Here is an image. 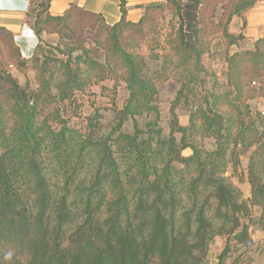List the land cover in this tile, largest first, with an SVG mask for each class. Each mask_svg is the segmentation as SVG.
Returning a JSON list of instances; mask_svg holds the SVG:
<instances>
[{
    "label": "trees",
    "instance_id": "1",
    "mask_svg": "<svg viewBox=\"0 0 264 264\" xmlns=\"http://www.w3.org/2000/svg\"><path fill=\"white\" fill-rule=\"evenodd\" d=\"M260 1L233 0L225 21L213 23L218 1L194 0L187 6L201 8L200 27L189 26L193 43L184 39L181 0L145 5L136 23L125 20L120 0L121 18L112 26L77 4L60 15L47 9L32 15L36 35L56 34L59 42L45 52L38 45L30 57L35 91L22 89L0 65V264H206L219 236L228 241L218 263L239 264L250 230L264 229V111L249 105L264 94V37L253 49L227 55L225 90L214 82L202 94L198 72L213 28L222 27L226 45L237 46L245 37L228 31L232 17L245 27L247 11ZM166 10L178 24L166 51L151 56L161 58L160 70L148 73L145 56L131 50L154 33ZM85 30L90 48L73 39ZM0 38L13 40L1 26ZM10 50L21 58L17 47ZM174 70L187 75L171 101L166 135L158 87ZM253 78H261L260 93L250 86ZM106 79L121 80L128 91L110 121L95 109L84 127L62 120L52 126L58 104ZM183 107L189 109L186 126L176 112ZM128 119L130 133L123 130ZM251 148L244 175L239 158ZM234 176L247 181V198ZM252 208L259 209L257 217Z\"/></svg>",
    "mask_w": 264,
    "mask_h": 264
},
{
    "label": "rangeland",
    "instance_id": "2",
    "mask_svg": "<svg viewBox=\"0 0 264 264\" xmlns=\"http://www.w3.org/2000/svg\"><path fill=\"white\" fill-rule=\"evenodd\" d=\"M181 1L183 3V14L185 17V27L183 31L184 39L188 43H193V37L189 26L195 25V27H200V23L198 22V13L200 11L201 5L193 4V6H195V10L193 11L190 9L192 6L187 5L193 3L194 0ZM217 1L218 3L215 8L214 16L211 18V22L213 23H217L219 20H222V22L225 21L226 6L229 8L233 0ZM143 7L144 6L140 7L141 14L143 13ZM224 9L225 12L222 11ZM192 14H197L196 18L189 19ZM154 24V33L146 36L139 47L131 50L134 53H139L145 56L147 61L146 71L148 73H154L160 70L161 58L155 60L151 56L155 54L162 55L166 51V38L168 37L169 33H174V30L178 24V18L173 17L170 11L166 10L163 17L158 18ZM237 28L238 27L236 26H228L229 31L235 29L238 30ZM212 31L215 32L208 36L206 43L207 51L201 56V70L198 72V87L200 88L202 94H205V92L209 91L212 88L214 82L220 86V90L226 89L227 55H230L234 51L241 49H253V43H248L244 40L238 42L237 46H227L225 39L222 37V27L213 28ZM33 32L34 35H36L34 30ZM44 35L51 34L42 33L40 36H36L37 38H42ZM171 37L173 36L171 35ZM73 39L81 46L86 48H90L94 45L92 42L91 33L88 30H85L82 33L77 32V34H74ZM41 41L42 44H39L41 45L40 47H42L40 51L45 52L48 49L47 45H58L59 38L58 35H56L54 40H52L50 36H44L43 40ZM67 41L68 40L66 38L63 39V43ZM10 44L17 47L14 38L13 40H6V42L0 38V65L2 69L12 75L22 89L28 92L35 91L37 88L36 69L34 64H32L31 58H24L21 54V58H17L16 56L13 57L10 50ZM17 49L19 50L18 47ZM18 52L20 53V50ZM76 53H80V50H76L73 54ZM98 55L99 60L103 61V57L101 56L102 53L100 52ZM22 59L27 63L20 65L18 62L22 61ZM165 74H167V72ZM186 75V70H174L168 73L166 80L159 84L157 105L160 110V127L166 135L169 133V107L171 101L176 95L177 90L180 87L179 81ZM252 81H254L255 84L253 85L251 82L250 86L260 93V85L262 84L261 78H253ZM127 97L128 91L126 89V85L121 80L113 81L106 79L100 82L95 81L89 87H87L83 93H77L71 101L58 104L57 109L59 111V117L58 119L56 118L51 120V124L54 128L58 127L60 124L59 120H62L71 126L84 127L85 118L95 109L100 110L104 116L103 121L107 123L113 117V110L121 109L124 102L127 100ZM249 105L252 111L262 113L264 111V94L259 95L253 100L249 101ZM176 112L179 123L182 126H186L188 124L189 109L183 107L177 109ZM145 120L146 118L144 116L137 118V122L140 126L145 122ZM123 130L128 133L132 132L133 121L131 119H128L125 122ZM176 137L178 138L179 135H176ZM206 143L209 149L212 148L211 141H206ZM252 151L253 148H251L249 152L239 158L241 170L244 175L246 174L249 156ZM187 152L188 151H185L184 153L187 154ZM228 172L230 173L231 170H228ZM232 181L241 189L243 198H247L249 196L250 188L245 178L242 182H240L237 180V177L234 176ZM258 214L259 209L252 208L253 217H257ZM227 241V238L224 236L216 237L212 241L209 247L206 264H219L218 256L223 250ZM261 242L264 241L256 238L253 239L249 233L247 249H245L248 252H245L244 256L239 261V264H264V245L262 246ZM248 247H250V249H248ZM223 264H227L226 260Z\"/></svg>",
    "mask_w": 264,
    "mask_h": 264
},
{
    "label": "crops",
    "instance_id": "3",
    "mask_svg": "<svg viewBox=\"0 0 264 264\" xmlns=\"http://www.w3.org/2000/svg\"><path fill=\"white\" fill-rule=\"evenodd\" d=\"M141 1V2H140ZM163 0H124L126 9L125 20L136 23L140 17V7L151 3L162 2ZM120 0H0V26L11 31L14 40L19 45L30 46L29 49H19L22 57L29 58L35 49L32 45L36 43L35 48L42 44L44 36H50L52 40L55 34L44 35L37 38L33 32L34 13L46 11L52 15H60L69 8L71 4H77L83 10L100 14L105 23L112 26L121 18ZM96 6V8H92ZM112 16L109 17L108 16ZM229 26H236L238 30L228 31L231 34L242 33L244 41L253 43L255 40L264 37V2H257L254 7L247 11L245 15V27H242V20L236 16L232 17ZM32 35V39L29 37ZM18 37V38H17ZM253 239L264 241V229H252L249 232ZM264 245V242H261ZM253 250V249H252Z\"/></svg>",
    "mask_w": 264,
    "mask_h": 264
},
{
    "label": "built area",
    "instance_id": "4",
    "mask_svg": "<svg viewBox=\"0 0 264 264\" xmlns=\"http://www.w3.org/2000/svg\"><path fill=\"white\" fill-rule=\"evenodd\" d=\"M29 37H30L31 39L33 38L32 35H30V34H29ZM17 38H18V37H17ZM15 42H16V44H17V47H18L20 50H21V49L23 50V49H29V48H30V46H25V45L22 46V45H19V44L17 43V39H16ZM35 46H36V43H34V44L32 45V47H33L32 49H35ZM253 85H254V84H253Z\"/></svg>",
    "mask_w": 264,
    "mask_h": 264
},
{
    "label": "bare ground",
    "instance_id": "5",
    "mask_svg": "<svg viewBox=\"0 0 264 264\" xmlns=\"http://www.w3.org/2000/svg\"><path fill=\"white\" fill-rule=\"evenodd\" d=\"M92 8H96V6H92ZM107 16H108V18H109V17H112V16H109V15H107Z\"/></svg>",
    "mask_w": 264,
    "mask_h": 264
}]
</instances>
